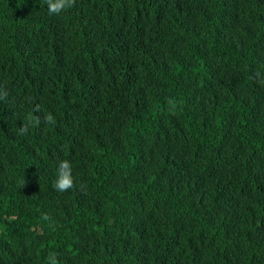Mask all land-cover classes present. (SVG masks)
Listing matches in <instances>:
<instances>
[{"label":"trees","instance_id":"1","mask_svg":"<svg viewBox=\"0 0 264 264\" xmlns=\"http://www.w3.org/2000/svg\"><path fill=\"white\" fill-rule=\"evenodd\" d=\"M5 93L0 264H264V0H0Z\"/></svg>","mask_w":264,"mask_h":264},{"label":"clouds","instance_id":"2","mask_svg":"<svg viewBox=\"0 0 264 264\" xmlns=\"http://www.w3.org/2000/svg\"><path fill=\"white\" fill-rule=\"evenodd\" d=\"M46 2L50 15H60L62 12L73 7L75 4V0H46ZM6 95L7 93H5L4 96H0V99H3ZM33 120H35V124L37 125L41 123L39 117L34 118L31 113H29L26 117V123H23L20 128V132L22 134L28 132L29 128L33 124ZM43 122L45 124L55 125L56 120L51 113H48L44 116ZM52 186L54 190L58 192H65L73 188L74 181L71 175V164L68 160H62L59 162L57 179L53 181ZM47 260L48 264H58L55 253H49Z\"/></svg>","mask_w":264,"mask_h":264}]
</instances>
